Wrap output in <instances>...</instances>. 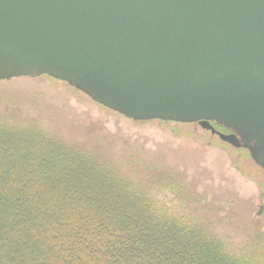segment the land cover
I'll use <instances>...</instances> for the list:
<instances>
[{
	"label": "water",
	"instance_id": "obj_1",
	"mask_svg": "<svg viewBox=\"0 0 264 264\" xmlns=\"http://www.w3.org/2000/svg\"><path fill=\"white\" fill-rule=\"evenodd\" d=\"M43 75L134 121L197 123L264 170V0H0V81Z\"/></svg>",
	"mask_w": 264,
	"mask_h": 264
},
{
	"label": "trees",
	"instance_id": "obj_2",
	"mask_svg": "<svg viewBox=\"0 0 264 264\" xmlns=\"http://www.w3.org/2000/svg\"><path fill=\"white\" fill-rule=\"evenodd\" d=\"M5 97L0 95V264H264V226L239 220L240 199L224 214L228 221L165 159L120 152L105 126L91 137L89 130L77 132L90 129L84 121H102L99 108L113 111L88 97V116L67 117L43 106L38 119L20 122L18 98L8 103ZM29 100V108L41 113V103ZM229 224L242 231L239 241L226 231Z\"/></svg>",
	"mask_w": 264,
	"mask_h": 264
},
{
	"label": "rangeland",
	"instance_id": "obj_3",
	"mask_svg": "<svg viewBox=\"0 0 264 264\" xmlns=\"http://www.w3.org/2000/svg\"><path fill=\"white\" fill-rule=\"evenodd\" d=\"M1 94L7 96L3 99H9L8 103L13 101L12 97L18 98L17 108L21 109L17 120L20 122L38 119L45 113L43 106L56 109L67 117L88 116L93 111L86 95L47 76L0 84ZM31 97L41 103V113L29 108L26 102H30L28 99ZM0 101H3L2 98ZM99 109L102 121L99 120V124L84 121L83 124L90 129L77 130L80 135L89 130L87 135L91 137L98 133L101 126H105L107 132L116 137L120 152L135 151L144 161L165 159L168 166L184 172L202 196L212 198V206L221 208V216L227 219L224 214L235 208L237 199H240L237 203L241 207L239 220L258 222L264 226V170L255 164L248 150L222 143L217 134L202 129L196 123H132L118 114ZM230 230L233 239L239 241L242 231L239 232L236 225L230 228L229 224L226 231L230 234Z\"/></svg>",
	"mask_w": 264,
	"mask_h": 264
},
{
	"label": "flooded vegetation",
	"instance_id": "obj_4",
	"mask_svg": "<svg viewBox=\"0 0 264 264\" xmlns=\"http://www.w3.org/2000/svg\"><path fill=\"white\" fill-rule=\"evenodd\" d=\"M212 125H213V124H212ZM214 128H215V127H214ZM215 130L218 131V132H222V133H227V132H228V131H226V130L216 129V128H215Z\"/></svg>",
	"mask_w": 264,
	"mask_h": 264
}]
</instances>
